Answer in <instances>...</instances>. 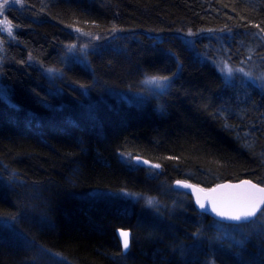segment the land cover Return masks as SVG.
Segmentation results:
<instances>
[{"label": "trees", "instance_id": "trees-1", "mask_svg": "<svg viewBox=\"0 0 264 264\" xmlns=\"http://www.w3.org/2000/svg\"><path fill=\"white\" fill-rule=\"evenodd\" d=\"M24 2L0 69V264H264V228L219 240L255 222L217 223L172 187H264V87L217 64L264 69V0ZM71 31L102 42L78 61Z\"/></svg>", "mask_w": 264, "mask_h": 264}, {"label": "rangeland", "instance_id": "rangeland-1", "mask_svg": "<svg viewBox=\"0 0 264 264\" xmlns=\"http://www.w3.org/2000/svg\"><path fill=\"white\" fill-rule=\"evenodd\" d=\"M0 3L4 4L3 8H0V69H1V67L11 64V59L9 60V57H8L9 55H7V50L18 45L17 33L20 31V26L15 22V18L19 16V13H21L24 9H27V8L25 6L24 0H7V3H4V0H0ZM5 20L9 21L12 25L11 35H9L8 31L4 29L3 22ZM70 33L73 36V42L71 45H69L68 51L72 54V56H74L73 58L74 59L76 58L78 61H82V57L80 56L84 55V52L87 51L88 48L92 49V47L98 46L99 43L102 42V40L99 41V39H94L93 37H89L87 34L76 33L75 31H71ZM72 36L69 35L70 38ZM262 37H264V34L262 35ZM122 56L125 61L128 62L130 60L128 59L126 55H122ZM217 61H218L217 63L218 69L227 81L234 78L235 76H239L240 78H242L243 82L250 83L254 87H257L259 89L264 87V69L261 67V65L252 62L254 64L252 66V63H248L247 61L245 65L239 64V65L232 67L226 61L220 58H218ZM229 69L231 71H229ZM146 82L151 87H160L161 85V83H159V81L157 80H147ZM100 89L105 96L109 92L108 90L109 88H100ZM124 158H125L124 160L127 161V163L130 166L136 169L139 166H142L144 168H147L149 170H153L156 172L160 170V167H156V165L158 164L145 163V161H142L141 159H137V158H131L129 160H127L128 158L126 157ZM180 193H183L187 196V194L182 191H180ZM129 200L132 202L137 200L144 206L150 207L153 205L152 198L145 199L143 197L131 196L129 197ZM150 200L152 201L151 204L149 203ZM253 222H252L253 224L248 227L249 229L244 228V227L243 228L241 227L223 228L221 226L216 225L215 231L217 233V237L219 240H225L229 243L231 242V244L233 245H238L240 244V242H242V238H244L245 240L248 234L249 235L250 234H258V235L262 234L260 232L264 228V219H260V221L253 220ZM39 258L41 260V264L42 263L43 264H70L68 262L62 261L56 255L49 256L47 253L42 256L39 255ZM35 263L36 262L34 263H32V261L30 262V264H35ZM37 264H40V263H37Z\"/></svg>", "mask_w": 264, "mask_h": 264}, {"label": "water", "instance_id": "water-1", "mask_svg": "<svg viewBox=\"0 0 264 264\" xmlns=\"http://www.w3.org/2000/svg\"><path fill=\"white\" fill-rule=\"evenodd\" d=\"M178 181L182 183H177ZM243 181H249V180H241V181H236V182H222L218 183L210 188H201L200 186H197L193 183L183 181V180H175L172 184L173 189L182 191L186 193L190 198H191V203L193 208L200 214H203L212 220H214L217 223H221L224 225H242V224H247L254 219L257 218V216L260 215V213L257 214L256 217H251L247 222L245 221H231V220H226L220 216H217L214 211H212L213 204H215L217 207H231L232 204L237 201L240 197H242L246 191H247V186L243 185ZM251 184H255L258 187H262L252 181H250ZM183 184H189L192 185L193 187H183ZM222 185H241L240 188L236 187H231V188H225L221 187ZM215 189V191H212ZM197 198L200 199L201 202L204 203V208L200 207V204L197 203ZM264 210V206H262V211ZM121 232H128L129 233V244L128 247L125 249L123 245V238L120 236ZM115 236L116 239L119 243L120 250L122 254H126L130 248V231L126 229H116L115 230Z\"/></svg>", "mask_w": 264, "mask_h": 264}, {"label": "snow or ice", "instance_id": "snow-or-ice-1", "mask_svg": "<svg viewBox=\"0 0 264 264\" xmlns=\"http://www.w3.org/2000/svg\"><path fill=\"white\" fill-rule=\"evenodd\" d=\"M4 3H7V0H4ZM4 4L0 3V8H3ZM4 29L8 31L9 35L12 34V25L9 21L5 20L3 22ZM79 31V29H77ZM229 71H231L229 69ZM145 163H147L145 161ZM159 167V165H156ZM177 183H182L178 181ZM243 185L247 186L246 193L240 197L237 201H235L231 207H217L213 204L212 211L216 213L217 216H220L226 220L231 221H245L247 222L249 218L256 217L258 213L264 216V211H262V206H264V187H258L255 184H251L250 181H243ZM183 187H193L189 184H183ZM221 187L231 188L236 187L240 188L241 185H222ZM212 191H215L213 189ZM149 203L151 204L152 201L150 200ZM197 203L200 204L201 208H204V203L197 198ZM6 223V222H5ZM120 236L123 238V245L126 249L129 244V233L128 232H121Z\"/></svg>", "mask_w": 264, "mask_h": 264}]
</instances>
